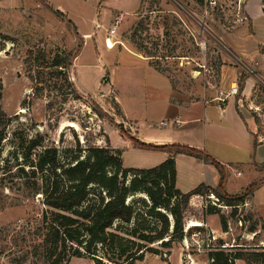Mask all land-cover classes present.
Segmentation results:
<instances>
[{
  "label": "rangeland",
  "instance_id": "1",
  "mask_svg": "<svg viewBox=\"0 0 264 264\" xmlns=\"http://www.w3.org/2000/svg\"><path fill=\"white\" fill-rule=\"evenodd\" d=\"M247 1L204 0L198 6L194 0H0V108L12 120L1 151L5 169L0 174V264H42L31 254L45 210L39 194L43 184L28 167L40 150L54 149L58 160L67 163L78 148L109 147L121 151L124 168L147 170L160 165L168 154L164 159L162 152L137 149L129 138L140 142L145 130L152 128L155 135L198 143V138L186 134L182 139L180 130L159 126L168 117L159 106L168 94L151 67L168 79L174 92L192 101L220 98L223 66L236 67L239 81L254 78V89L246 103L240 102L241 110L256 124L253 143L264 144V0L262 15L259 0H251V20L245 12ZM111 29L115 44L106 47ZM75 51L79 53L68 79L50 69L55 55ZM30 52L43 53L47 63L41 68L28 63ZM230 80L224 76L225 82ZM236 87L235 100H243V84ZM119 105L136 125L124 118ZM36 136L43 138L42 146L24 159L28 141ZM205 150L228 167L224 184L228 194L243 192L264 175L259 164L246 165L250 158L242 152L219 149L209 141ZM179 169L176 189L184 193L189 166L181 163ZM208 170L210 182L215 171ZM251 199L240 214L260 215L264 220V188L255 196L258 213ZM203 204L201 199L190 202L186 223L197 221L213 229L217 243L250 245L238 237L241 233L235 227L231 235L219 238V218L204 216ZM219 214L235 223L228 218L230 210ZM177 248L183 250L182 242ZM191 249L195 262L206 261L204 254ZM69 264L94 263L82 257Z\"/></svg>",
  "mask_w": 264,
  "mask_h": 264
},
{
  "label": "trees",
  "instance_id": "2",
  "mask_svg": "<svg viewBox=\"0 0 264 264\" xmlns=\"http://www.w3.org/2000/svg\"><path fill=\"white\" fill-rule=\"evenodd\" d=\"M203 1L194 0L198 6H202ZM55 14L62 16L59 11ZM78 53L55 55L49 62L50 69L68 79L67 72ZM146 53L147 57H153L150 52ZM38 54L34 56L30 52L27 61L41 68L47 63L46 56ZM238 84H244V81L240 80ZM67 86L75 95L73 86L70 83ZM114 108L121 115L115 105ZM11 121V117L0 108V174L5 169L1 164L2 143ZM129 139L137 149L167 153L168 158L157 167L146 170L124 168L121 151L109 147L78 148L67 163L58 160L54 149H42L35 155L28 167L30 174L40 175L43 189L39 194L45 210L36 230L39 240L31 255L40 259L42 264H69L71 259L82 257L94 264H135L146 254L162 255V251L167 254L194 231H203L194 228L184 232L188 223L185 215L193 197L205 198L213 194L217 205L231 208L228 218L234 219L237 215L234 207L243 205L264 184L263 175L243 192L228 194L224 187L225 168L202 152L185 146L153 145ZM42 143L41 136L29 140L23 158L27 159L30 150H36ZM253 145L255 148V142ZM177 155L214 166L219 175L217 186L199 185L187 193L176 189L174 158ZM252 163L257 164L254 156ZM259 167L260 172L264 171V164ZM18 169L24 173L22 168ZM203 210L204 216H218L221 231H226L227 218L219 214L221 208L207 205ZM243 217L248 222V232L253 233L259 228L264 234V223L259 218L252 214ZM189 223L200 225L197 221ZM237 249L235 253H210V264H227L229 258L244 264H264L263 252Z\"/></svg>",
  "mask_w": 264,
  "mask_h": 264
},
{
  "label": "crops",
  "instance_id": "3",
  "mask_svg": "<svg viewBox=\"0 0 264 264\" xmlns=\"http://www.w3.org/2000/svg\"><path fill=\"white\" fill-rule=\"evenodd\" d=\"M258 3V14L262 15L261 0H259ZM245 12L248 18L251 20V0H248L246 2ZM151 69L163 81V86L167 91L166 94H168L159 105L160 107H163V109H165L164 111L168 114V117H165L163 120H161V122H168V126L162 128L172 129V131L180 130L182 131V139L184 137V134H186L189 139L198 138V143L188 141H175L172 136L169 137L165 134L155 135L154 133H151L153 132L152 128L145 130L146 133L140 136V142L163 146H185L196 149L198 151H200L199 149H203V154L207 155L204 152L206 151V142L209 141L213 144V146L219 149H225L229 152H242L246 154L250 158V162H248L246 165L252 162L253 156L257 164H264V144L256 141V145L254 148L253 141L251 139L252 135L256 134V124L253 119L247 117L241 110L244 108L243 103H246L247 99H249L248 96L254 89L256 82L254 78L245 77L243 92L241 94L243 100L236 101L234 97H229L221 102L219 98L214 97L209 101H192L187 98L181 97L180 94L174 92L168 79L155 71L152 67ZM225 75H229L231 78L228 83L227 81H224ZM239 75V70L234 66H223L221 68L220 76L222 79L221 83L224 84V86L222 87L224 89V92H227L230 87L238 85ZM120 109L124 118L128 121H132L136 125L137 121H135L134 118L130 119L128 115L122 110L121 106ZM174 122H177L178 124L174 125ZM207 156L215 160L220 165H223L225 169L228 168L224 164L218 162L213 156ZM166 157V154H164V159ZM181 163H186V165L189 166L188 172L185 169V175L188 178V186L184 193L190 192L199 185H204L209 188H215L217 186L219 182V175L217 170L213 168L214 166L204 164L188 156L178 155L175 157L177 177L180 173L179 165ZM208 169H214L213 171H215L212 174L210 182L207 181L206 178V175L209 171ZM262 188H264V184L260 185L250 197L252 198L251 204L256 213L258 212L255 203V196L259 189ZM239 191H237L236 193H238ZM198 198L199 197H193L190 202L193 199L199 201L200 198ZM259 218L264 223V220L260 215ZM210 231L214 234L213 229L210 228ZM177 247H179V244L172 250H170L169 253H167V256L164 258L161 257V255L146 254L142 261H138L135 264H185L184 252L182 248L178 249ZM241 263L244 264V262L242 261H236V264ZM193 264H207V258L204 263L194 261Z\"/></svg>",
  "mask_w": 264,
  "mask_h": 264
},
{
  "label": "built area",
  "instance_id": "4",
  "mask_svg": "<svg viewBox=\"0 0 264 264\" xmlns=\"http://www.w3.org/2000/svg\"><path fill=\"white\" fill-rule=\"evenodd\" d=\"M114 35H115V29H111L109 33L107 34L106 39L104 40V44L106 45V47H109L108 42H111L112 45L115 44L111 41ZM237 91L238 90L236 86L230 87L227 92L221 91L219 100L223 102L225 99L229 97H234L237 95ZM173 124L177 125L178 123L174 122ZM159 126L167 127L168 122H160ZM200 199L204 201L203 205H205V208L207 205H211L215 207L217 206L221 208V210L225 209L227 211L229 210L231 211V208L222 207L220 205H217L218 201L213 194H210L207 197L200 198ZM248 207H249L248 201H245L243 205L234 207V209L237 210V215L233 219L235 220V223H233L234 226L231 225L229 221H227V224H226L227 229L225 232L221 231V235L219 236V238H225L231 235L233 233V227H235L241 233L238 237L241 240L248 241L250 245L235 246V243H234V245L229 246L226 243L218 244L217 243L218 238L214 236L213 232H211L210 230H207L205 225L200 224V226L190 228L189 226L190 223L188 222L185 226V230H184L185 233H187L189 229H193V228H200V229H203V231L202 232L194 231L189 237H186L183 239L182 244H183L184 257H185V264L194 263L191 252L189 251L191 248H192L191 250L192 251L194 250L197 254H204L207 257V264H210L212 262V260H209L208 255L216 251L226 252L232 249L240 248L244 250L264 253V234H262L259 228L253 233L248 232L247 231L248 222H245L243 220L244 217L240 214L244 209H247ZM163 257H166V254H163ZM227 264H236V260L229 258Z\"/></svg>",
  "mask_w": 264,
  "mask_h": 264
},
{
  "label": "bare ground",
  "instance_id": "5",
  "mask_svg": "<svg viewBox=\"0 0 264 264\" xmlns=\"http://www.w3.org/2000/svg\"><path fill=\"white\" fill-rule=\"evenodd\" d=\"M108 44H109V42H108ZM104 45H105V44H104ZM110 46H112V45L109 44V47H110ZM196 226H200V225H198V224H194V225L191 224V225H190V227H196Z\"/></svg>",
  "mask_w": 264,
  "mask_h": 264
}]
</instances>
